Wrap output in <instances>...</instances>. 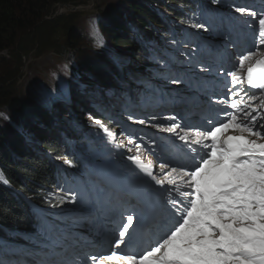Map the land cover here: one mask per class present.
I'll use <instances>...</instances> for the list:
<instances>
[{
	"label": "snow or ice",
	"instance_id": "1",
	"mask_svg": "<svg viewBox=\"0 0 264 264\" xmlns=\"http://www.w3.org/2000/svg\"><path fill=\"white\" fill-rule=\"evenodd\" d=\"M235 12L253 18L245 20L244 26L253 27L256 41L264 44V12L246 7H236ZM195 26L205 28L204 24ZM93 34L97 46L102 47L103 38L95 27ZM255 55L249 51L238 57L241 72L247 62L246 76L238 71L226 73L233 87L221 103L233 111L221 108L223 120H209L207 126L191 129L174 122L164 129L186 145L183 163H161V170L169 169L161 179L149 170L150 164L145 166L135 158L156 185L167 182L173 186L165 189L167 207L147 247L138 250L133 246L142 217L132 209L110 242L118 251L91 255L89 260L112 264H264V123H258L253 115L258 108L250 103L259 100L264 108V55ZM245 81L260 91L249 94L235 87ZM259 115L264 118V112ZM229 130L233 134H228ZM145 210L152 212L150 207Z\"/></svg>",
	"mask_w": 264,
	"mask_h": 264
},
{
	"label": "bare ground",
	"instance_id": "2",
	"mask_svg": "<svg viewBox=\"0 0 264 264\" xmlns=\"http://www.w3.org/2000/svg\"><path fill=\"white\" fill-rule=\"evenodd\" d=\"M182 1H183L182 5L185 8V10L183 11L184 15L185 13L187 15L188 12L190 11L191 5L188 2L189 0H182ZM225 1L227 2V0ZM206 2H212V0H206ZM222 2L223 0H221L220 3ZM258 3L260 5L261 10L264 11V0H259ZM234 7H240V6L236 4L235 0H230L229 6L225 8V11L223 13L226 22L219 21L218 19H213V18L206 19L204 18L202 11L198 13L199 18H204L206 20L205 28H194L193 34L195 35L196 38H198L197 43H193L189 48L186 47L185 48L186 50L185 49L179 50L176 54L177 55L176 59H174L176 60L174 62L177 61L182 62L180 66L174 65L173 66L174 68L176 69H181L183 67L186 68L185 71L184 69H181L183 70V73H175L169 66H167V62L169 61L168 55L165 56H160V54L153 55L154 61L158 65H162L163 67L161 75L166 76L170 81L172 80V83L168 85L167 90H168V96L172 99L174 98L173 102L165 101V103H163L164 108L161 107L158 108L156 105H154L153 102L151 101L153 99L152 90H156V89L154 85H150V86L147 85L151 83V80L149 79L146 85L145 83L140 81L139 83L142 84V86H140V88L138 89V96L133 95L134 96L133 101L135 102L134 104H136V106H140V108H136L135 110L138 111L137 113L129 115L131 109L127 107L123 108L122 105H120L121 103L117 104L118 110L120 111L118 114L124 116L125 113L127 112L126 115L129 116L124 118L128 120L132 119L134 123V127H135L134 139H136L137 142H139L137 144H134V146H136L138 152L136 153L132 151L131 154L133 155V157H129L128 161L124 163L125 157L124 154L122 153H121V157L123 159L120 160L119 158L115 157L112 151H109V153L113 154L112 157H110L108 153L105 151H103L102 153H98L96 151L95 152L96 154H94L93 150L91 148H88V155L84 157V161H83L84 167L83 168L77 167L76 169L74 166H69V164L66 163V160L60 159L55 167L58 169L61 177L58 186L59 190L57 191V194L62 192L61 198H58V201L55 200L49 202L43 209H41L40 207L34 209V213L42 214L45 211L49 210L52 213H48V219H53L57 215V212L54 211L59 210L60 207L63 212L67 211L71 207H75L73 213L74 214L73 220L75 223L79 225L88 224V223H97L98 218L101 220L102 223H107L111 219L110 214L115 213L118 214L117 216L114 217L115 219L114 221L116 222L112 223L109 226V228L111 232H115L117 229H119L121 225L119 222L121 221L125 222V218L129 213V210H125L123 212V209L126 208L127 202L128 205L131 206L135 200L140 199L149 192L143 185L145 184L143 182V177H141V175L138 173L142 171L138 163L134 169L135 174L131 172L133 170V166L130 164L132 159L136 161L135 158L139 157L140 162L143 163L145 166H148L150 164L149 170L152 171L154 174H156L157 172H159L157 170H160V163L158 162V160L162 157L161 154H163V151L166 150L161 147L164 143H162L161 146L158 145L157 148L154 147L155 144L157 145V139L153 140L152 144L150 143L147 135V131H148L147 128L150 127V124H151V129L148 131V133L154 135V133L161 132L163 131L162 129H165L166 127L170 126L172 124L171 123L172 119L170 116H178L179 114H177V111H179L182 108L183 109L189 108V107H185V104H189V102L200 103V101L202 100L216 101L219 98L225 100L229 94V90L232 89L233 86L232 84L227 85V80L231 79V77L226 75V72H224L223 70V66L227 67L229 65H233L231 68L232 71L240 72L242 77L246 76L247 65H245L244 71L241 72L239 70L238 57L241 55L239 54L240 50L250 49L253 52H256L255 48L259 45L255 44L256 40L254 39L253 35L249 32V30H251L253 27H245L241 23L243 20L242 15L239 19V23H236V17L238 15L234 14V9H235ZM188 22H190L189 24H193V19L190 18ZM219 22H221V24L226 27L231 26V28L226 31ZM176 23L178 22L176 21ZM191 26L194 27V25ZM236 26H240V28H237ZM190 27L188 26L186 30H182V32H180V33L185 32L184 41L187 45L190 44V33L189 31H187L188 29H190ZM196 31H198V33ZM171 34L174 35L173 31L171 32ZM202 35H204V37H202ZM243 35H245V39L242 38ZM175 45L178 46L177 48L180 47L182 49V44L177 45V43H175L174 46ZM169 46H171V43ZM196 48H199V52L195 51ZM167 49L168 48H164L162 49V51H165ZM109 56L112 59L118 58L121 62H124L125 67L120 70V75L121 78L122 77L125 78L124 77L125 73L129 71L126 67V64L128 65L127 61H129V59L123 53H121V55H118L116 52L112 54L110 53ZM254 58H257L256 55ZM223 59H226L224 63L221 62V60ZM147 63L148 61L143 60L141 62V65H139V68L137 66H134V69L132 70L141 69L146 73L147 70L146 68H148ZM173 64H177V63H173ZM125 69L127 70L125 71ZM95 82H90V84L93 85ZM244 83H246V81ZM172 85H174L175 89L169 88ZM236 86L235 87L237 89H244L248 93L251 92L250 94L256 93V91L258 92L260 91L257 89L246 88L244 86H241L240 83H237ZM148 88L152 90H148ZM220 90H225L227 95H221ZM115 93L120 94L122 96L126 94V93H121L119 91H114V94ZM251 102L252 104L256 105L258 108V112L253 113V115L257 116V120L259 123L261 122V119H264L260 117L259 113L264 111H262V108H260L259 100L251 101ZM129 104H127V106ZM221 108L225 109V111L228 110V112L233 111L231 108L227 107L226 104L221 105V107L217 108L215 111L216 114L221 119L225 118L223 112L220 111ZM174 113H176V115H174ZM186 115H189L188 118L192 117L191 114H186ZM156 118L159 119L155 121ZM140 120L148 121L146 123L147 126L139 123L138 121ZM156 125H159V127H156ZM202 126L203 125H199V127ZM142 129L144 130L145 133L144 137L139 136V131ZM76 131L80 132V128L74 126L73 132L76 133ZM88 131H92V129L89 128ZM101 133L103 134V132ZM79 134L80 133H78L77 136H79ZM171 139H173V134L170 137H168V140ZM79 140L81 139L79 138ZM181 142L182 141H180V143ZM78 145H83V143H78ZM131 147H133V144H131ZM182 147L184 150L185 146ZM115 152L120 154L118 150H115ZM179 154L180 153L178 154L176 153L174 155L177 158L184 157L183 155H179ZM69 167L70 169L67 170ZM88 167H90L91 171L95 170L92 174L95 178V181L99 183L100 186L99 193H96L93 190H91L90 181L81 180V176L83 174L85 177L86 172H84V170L89 169ZM73 171L75 178L72 174ZM125 174H128V176ZM158 175L159 173L156 174V176ZM139 180H140L139 183L136 184L133 183V182H138ZM108 185L109 187H107ZM135 187H141L146 191L137 194L138 192L136 193ZM126 190L128 191L126 192ZM106 193L108 196L107 200L109 201L103 207L104 195ZM79 197H82L80 203L79 200L76 201V199ZM128 197L130 201H128ZM96 198H100L99 205H96L97 203ZM144 209L145 207L142 206V211H144ZM65 220L66 217L63 214L55 218L53 221H41L36 226L33 234H28V236L24 235L27 236L26 240L31 245H33L30 254H32V252H34L37 248L38 241L36 240V238L39 237L41 231L44 235H48L50 228L54 223L64 224ZM25 221H24V227L32 225V221L30 217L26 218ZM10 233L12 234V231ZM93 238L94 235L89 236L85 238V241L86 240L91 241V244H93L92 242L94 241ZM59 240L66 242L64 247H67L70 252V257L63 258L65 259V261H63L62 264H85L87 262V259H85V253L84 251H82V247L79 246L77 248L75 245L72 244L73 241L70 238H68L66 235H62L60 239L57 237L56 243L59 242ZM39 245L43 247L45 250L52 249V245L50 243H47V241L44 239L40 242ZM19 246L20 243L18 244L17 247H15V254L13 256L15 259L19 258L18 255L20 251ZM79 257H80L79 260L72 261Z\"/></svg>",
	"mask_w": 264,
	"mask_h": 264
},
{
	"label": "rangeland",
	"instance_id": "3",
	"mask_svg": "<svg viewBox=\"0 0 264 264\" xmlns=\"http://www.w3.org/2000/svg\"><path fill=\"white\" fill-rule=\"evenodd\" d=\"M119 3L120 5L117 6ZM161 3L164 6L168 5L164 1H161ZM209 5L211 10H215L213 7H217L218 9L222 8L216 4ZM116 9H119L124 14L122 21L125 22L131 32L126 39L130 40L133 44L132 48L125 51L126 57L129 59V61H127L128 65L126 64L129 71L125 73V78H120V84L114 86V91L126 94L123 96L117 93L114 94V92H112L113 94H109L105 92V89H100L99 87L95 89V87L92 86H87L89 90L78 88V85H74L70 79L67 63L71 61L68 60V56L71 55L72 57L79 58L80 56H84L83 54H85V51L80 50L81 47H83L80 42L76 44L78 47L72 46L71 44L68 47V36L71 34L70 32H72L70 30L73 28L81 38L91 37L94 41V46H96L97 42L93 34V28L95 27L98 32L100 29L103 30L105 26L109 28L108 24H106L110 21L108 17H110L113 12L115 14ZM131 16L133 15L130 10H127L122 5V0H52V4L46 9L39 24L35 28L22 32L11 49L0 53V57H2V59H0V77L2 76L1 78L4 80L8 79L6 81L7 83L1 87L3 91H5L7 98L0 100V113L9 110L8 107L10 102L26 100V96L28 95L29 97L31 93L32 95L33 93L38 94V96H40L39 98H45L46 100L54 99V95L56 96L58 92H67L68 94L72 92L74 96L83 95L80 98L82 101H77H79L81 105H87L86 111L81 108L79 103L77 104V101L68 100L67 107L60 108L62 113H59L54 110L55 106L39 103V99L36 98L38 107H34L32 110H25L24 117L27 121L32 120L35 122V125H37L39 122L36 118H40V114L36 116L38 112H36L37 110L35 108L40 109L42 114L49 112L50 116H52L53 119L55 118L54 122H52L55 126L60 127V129L64 131L68 142H71V139H73L71 143L72 147L77 149L79 154L78 158L80 159L88 155V148H92L94 154L96 151L101 153L100 147H97L100 145L107 146V148L114 153L115 157L120 160L123 158L121 154H118L115 150H122L124 157H130L132 155L131 152H134L136 149L134 144H137V140H133L127 133V130L129 133L135 131L132 119L128 120L124 117L138 112L135 110L136 108H140V106L134 104L133 95L138 94L140 81L143 83L147 82L155 74L149 67L146 68V73L141 69L132 70L134 66L139 68L142 62L136 60L135 56L139 58L143 51H154L150 46L156 43L160 45V50L155 51L156 54L162 55L161 51L163 49L162 39L157 38V42H155L153 39H156V35L141 29L139 24L134 22ZM168 20H170L169 17ZM170 21L166 20L167 26L164 27L163 30L160 29L162 34L169 38L172 37L171 31L169 30V26H172ZM196 32L198 33V31ZM39 35L44 36V39L42 40ZM185 48L186 47L182 46L181 50ZM54 50H57V52L65 50L66 52H64V56H57L53 54ZM124 67L125 65L123 62L122 68ZM170 68L175 73H183L181 69H184V71L186 69L185 67L176 69L173 66ZM127 69H125V71ZM18 72L20 77L17 78L16 75ZM13 73L16 78L11 80L13 77L11 75ZM155 84L157 85V83ZM162 85H158V90L166 91V84ZM169 88L175 89L174 85ZM112 99H114V101ZM118 103H121L120 105H122L123 108L127 107L131 109L129 115H126L127 112L124 116L118 114L120 112L117 106ZM127 104L129 105L127 106ZM157 119L159 118H156L155 121H157ZM96 121H100L101 123L98 125ZM143 121H145L143 125L147 126L146 123L148 121ZM109 124H112V127L109 128ZM72 125L80 128V132L76 131L75 135L72 134L70 130ZM89 128H91L92 131H88ZM105 128L109 131L105 132ZM147 129H151V124ZM101 132L108 134V136ZM78 133H80L79 136H77ZM99 135L104 139L100 138ZM78 137L81 140H79ZM30 141L32 145L36 143L34 139H30ZM78 143H83V145H78ZM131 143L133 147L128 146L131 145Z\"/></svg>",
	"mask_w": 264,
	"mask_h": 264
},
{
	"label": "trees",
	"instance_id": "4",
	"mask_svg": "<svg viewBox=\"0 0 264 264\" xmlns=\"http://www.w3.org/2000/svg\"><path fill=\"white\" fill-rule=\"evenodd\" d=\"M161 1L168 5H162ZM150 2H153L158 8L164 9L166 14L174 15L179 22L186 26H191L188 22L190 18L193 19V22L199 20L196 14L199 11V0L188 1L191 8L187 15L186 13L184 15L185 8L182 5V0H122V5L130 10L137 23L149 26L147 22L151 24L160 22V14L154 8H150ZM51 4L52 0H0V53L11 49L22 32L35 28ZM115 11V14L113 12L108 17L110 21L106 24L109 28L105 26L103 30H99L103 38L102 47L92 46L90 37L81 38L73 28L68 36V47L70 44L78 47L76 44L80 42L83 45L80 50L85 51L84 56L79 58L69 55L70 63L80 70L85 80L88 82L96 81L95 83L102 84L106 89L111 85L110 83L118 80L120 75L106 52L125 54L127 49L133 47L130 40L126 39L131 32L125 22L122 21L124 14L119 9ZM40 37L42 40L44 39V36ZM54 51L53 54L57 56H64V52H66L65 50L62 52ZM135 59L144 60L142 55L139 58L135 56ZM148 67L151 71H155L154 67L149 64ZM13 74L11 80L20 77L19 72L16 77ZM1 77L0 100L7 98L1 87L8 80ZM74 84L78 85V88L83 87L76 82ZM69 96L71 100L82 101L80 98L83 95L74 96L70 92ZM26 97V100L10 102L9 110L0 113V237L6 238L8 236L7 230L23 233V236H15V240L18 244L20 243L21 248L30 245L26 238L28 234L34 233L36 226L41 222V219L33 212L31 202L45 207L49 202L58 201V198H61V193L57 194L61 179L59 171L55 167L57 162L63 159L69 166H78L76 157L70 151L65 133L54 125V121L52 122L48 114H42L40 109L35 108L38 112L36 115L40 114L41 127H33L32 122L27 121L24 117L25 110L38 107L36 98L39 99V103L61 108L58 99L46 100L39 98L40 96L35 93ZM86 106L82 104L81 108L86 111ZM71 129L74 131L73 126ZM30 138L41 144L45 152L51 156V160L41 153L34 152ZM78 167L83 168L84 165ZM29 217L32 225L24 227V221ZM11 239L13 238L11 237Z\"/></svg>",
	"mask_w": 264,
	"mask_h": 264
}]
</instances>
